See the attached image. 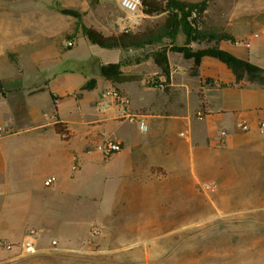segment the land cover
Masks as SVG:
<instances>
[{"label": "crops", "instance_id": "1", "mask_svg": "<svg viewBox=\"0 0 264 264\" xmlns=\"http://www.w3.org/2000/svg\"><path fill=\"white\" fill-rule=\"evenodd\" d=\"M14 29L7 30L12 37L6 44L12 58L0 47V238L15 246L0 248V264H81L70 251L106 252L87 241L88 223L114 213L137 221L143 206L168 204L158 194L144 199L143 190L158 191L160 184L173 183L176 173L190 182L207 174L221 190H264V131H258L264 122V80L237 79L225 63L208 56L197 67L199 76H192L167 54V92L122 70L141 80L114 84L88 71L72 85L69 69H48L41 49L31 50L36 41ZM248 42L217 45L264 68V29ZM58 76L66 87L55 85ZM203 77L213 78L214 86L203 85ZM111 88L128 97L146 131L120 119L114 107L97 110ZM240 121L247 130L237 126ZM56 122L64 125L66 138L56 132ZM105 139L119 141L121 151L105 157L93 150ZM51 176L55 180L45 185ZM30 228L37 231L34 246L22 249Z\"/></svg>", "mask_w": 264, "mask_h": 264}, {"label": "rangeland", "instance_id": "2", "mask_svg": "<svg viewBox=\"0 0 264 264\" xmlns=\"http://www.w3.org/2000/svg\"><path fill=\"white\" fill-rule=\"evenodd\" d=\"M180 1L205 2L201 26L223 29L233 36L231 42L245 44L252 33H263L264 0ZM62 8H72L79 16L64 14ZM138 14L136 11L131 16L123 10L120 0H0V47L12 58L6 46L12 35L7 30L15 28L36 41L31 50L41 49V58L49 60L48 69H69L73 73L72 85L78 84L80 74L92 72L93 62L99 58V65L118 62L122 71L140 74L146 86L163 92L169 86L160 77L163 74L153 59L154 52L165 50L169 60L191 69L190 74L196 77L204 57L217 59L210 54L196 55L198 51L218 48V41L211 37L187 40L179 30L143 48L104 49L91 44L80 28L85 25L103 34L136 31L165 15ZM70 39H75L74 45L65 46ZM202 84L210 86L215 80L203 77ZM55 85L67 86L63 76L55 79ZM199 112L197 117L201 116ZM73 165L77 169L76 160ZM204 176L190 182L185 174L176 173L172 190L166 189L170 183L160 184L158 191L143 190L144 199L158 194L170 202L158 207L143 206V215L137 221L114 213L89 222L92 236L87 241L94 249L101 247L106 252L69 253L81 264H264V190H221L213 177ZM205 182H214L215 187L207 189L203 187ZM105 190L114 192L112 187Z\"/></svg>", "mask_w": 264, "mask_h": 264}, {"label": "trees", "instance_id": "3", "mask_svg": "<svg viewBox=\"0 0 264 264\" xmlns=\"http://www.w3.org/2000/svg\"><path fill=\"white\" fill-rule=\"evenodd\" d=\"M205 7V2L189 3L180 0H143L141 5V12L145 15L152 16L159 13H165L164 17L151 26L136 31L122 30L110 34H103L99 30L92 27L81 25L83 35L87 40L94 45L104 49H136L143 48L151 43L161 41L163 38L170 36L175 31H182L187 40H197L206 37H211L217 41L227 40L233 41V36L226 33L223 29L215 28L213 26L202 25L201 27H194L188 20V16L192 9H197L200 13ZM61 12L64 14L79 16V13L72 8H62ZM203 54H210L216 57L221 62L225 63L236 75V78L245 77L249 80H257L259 82L264 80V68H260L251 64L248 61L239 59L231 53L219 49H205L196 53L197 57ZM153 59L165 79H169L170 67L167 52L159 50L153 53ZM199 60H196L198 64ZM102 76L104 79L114 83L121 84L124 82L141 80V76L137 74H126L120 69L118 62H108L100 66ZM210 86H214L210 85ZM199 99L200 111H203V97L200 94ZM54 128L62 138H66L67 130L62 123L56 122Z\"/></svg>", "mask_w": 264, "mask_h": 264}, {"label": "built area", "instance_id": "4", "mask_svg": "<svg viewBox=\"0 0 264 264\" xmlns=\"http://www.w3.org/2000/svg\"><path fill=\"white\" fill-rule=\"evenodd\" d=\"M142 1L143 0H120V6L123 10L131 13V16H134L136 11L140 13L138 15H143V13L140 10ZM188 20L192 23L194 27H198V28L201 27V13L197 9H192L190 11ZM258 36H259V33L257 32L252 33V37L256 38ZM73 45H74L73 39L66 41L67 47H71ZM245 45L249 46V42L248 41L245 42ZM106 94L108 95V99L101 100L96 104V108L98 111H105L111 107H114L120 118L126 119L131 122H136L141 131L147 130V125L144 122V120L138 114L132 113L130 111L129 99L124 93H122L117 88H111L107 90ZM199 113L201 114V112ZM237 126L243 131L248 129V125L242 121L238 122ZM258 131L260 133L264 131L263 121L259 123ZM220 133L221 135H224L225 131L221 130ZM96 149L104 156H111V155L119 153L122 147L119 141L112 140V139H105L96 145ZM73 168L75 169L76 166L73 165ZM54 180L55 178L52 176L47 177L44 180V184L50 185ZM203 187L207 189H211L215 187V185H214V182H205L203 184ZM36 236H37V231L35 229L33 228L28 229L22 241L20 242L19 246L22 249H31L34 246V241L36 239ZM51 244L56 245L57 241L52 240ZM13 246H15L14 243H11L5 239L0 238V248L1 249L10 250Z\"/></svg>", "mask_w": 264, "mask_h": 264}, {"label": "water", "instance_id": "5", "mask_svg": "<svg viewBox=\"0 0 264 264\" xmlns=\"http://www.w3.org/2000/svg\"><path fill=\"white\" fill-rule=\"evenodd\" d=\"M99 58H96L92 64V72L97 76H102V71L99 65Z\"/></svg>", "mask_w": 264, "mask_h": 264}]
</instances>
